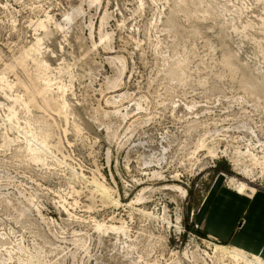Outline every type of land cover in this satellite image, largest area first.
<instances>
[{"label":"rangeland","instance_id":"obj_1","mask_svg":"<svg viewBox=\"0 0 264 264\" xmlns=\"http://www.w3.org/2000/svg\"><path fill=\"white\" fill-rule=\"evenodd\" d=\"M218 183L264 191V0H0V264H264Z\"/></svg>","mask_w":264,"mask_h":264},{"label":"crops","instance_id":"obj_2","mask_svg":"<svg viewBox=\"0 0 264 264\" xmlns=\"http://www.w3.org/2000/svg\"><path fill=\"white\" fill-rule=\"evenodd\" d=\"M195 221L202 236L264 260V191L246 188L239 194L215 184Z\"/></svg>","mask_w":264,"mask_h":264},{"label":"bare ground","instance_id":"obj_3","mask_svg":"<svg viewBox=\"0 0 264 264\" xmlns=\"http://www.w3.org/2000/svg\"><path fill=\"white\" fill-rule=\"evenodd\" d=\"M231 182H234V180H231ZM235 187H236V189H235L236 192L239 193V194H241L244 191V189H245V185L242 184V183L235 184Z\"/></svg>","mask_w":264,"mask_h":264}]
</instances>
